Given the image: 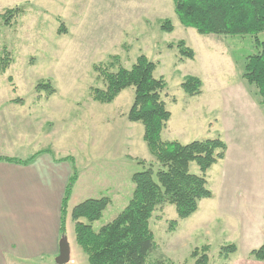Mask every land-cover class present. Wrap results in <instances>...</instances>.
Returning a JSON list of instances; mask_svg holds the SVG:
<instances>
[{
	"label": "rangeland",
	"instance_id": "374dc122",
	"mask_svg": "<svg viewBox=\"0 0 264 264\" xmlns=\"http://www.w3.org/2000/svg\"><path fill=\"white\" fill-rule=\"evenodd\" d=\"M21 6L25 12L4 25L2 15ZM165 19L173 21L172 33L161 30ZM258 37L264 41V32ZM182 40L196 56L180 63L176 46ZM256 52L250 35L204 36L186 28L173 0H0V57H10L7 72L0 70V109L6 114L0 126L33 137L26 148L0 140V154L27 157L47 151L54 156L53 151L74 157L82 180L74 187L69 213L86 199L107 196L111 203L93 228L114 220L132 197V175L144 168L138 162L157 161L143 139V124L127 118L134 88L111 104L95 102L93 89L104 86L95 67L131 68L144 54L158 64L155 75L167 83L164 100L172 116L163 140L188 144L221 137L228 146L227 158L207 174L214 198L201 201L186 220L169 204L154 213L159 251L174 264H195L193 251L205 246L209 264H264L250 256L264 244V109L256 87L243 78L245 61ZM187 76L202 80L200 96L184 92ZM46 82L54 95L36 90ZM38 144L46 149L38 151ZM191 171L199 173L196 163ZM173 220L178 225L171 230ZM68 226L69 240L79 249L72 260L89 264L71 219ZM232 244L237 251L224 259L222 248ZM150 259L157 261L155 255ZM12 264L57 260L43 255Z\"/></svg>",
	"mask_w": 264,
	"mask_h": 264
},
{
	"label": "trees",
	"instance_id": "16d2710c",
	"mask_svg": "<svg viewBox=\"0 0 264 264\" xmlns=\"http://www.w3.org/2000/svg\"><path fill=\"white\" fill-rule=\"evenodd\" d=\"M174 13L186 28L195 29L200 35L252 36L257 52L247 57L243 78L257 89L264 109V41L258 37L264 32V0H173ZM25 12L24 6L8 9L2 15L4 25ZM161 30L172 33L175 29L171 19H165ZM64 31L62 27L59 29ZM179 62L195 59V51L185 41L178 42ZM10 57H0V70L6 73ZM157 63L146 55H140L131 68L119 66L117 71L96 66L103 78L104 86L94 88L92 98L101 104H111L125 89L134 88V101L128 113V120L142 123L143 139L157 164L138 162L144 168L132 175L134 190L127 206L114 220L102 226L98 231L93 223L103 217L111 203L107 196L90 198L77 204L71 219L75 223L76 242L87 256L89 264H174L159 251L151 220L162 205H173L178 218L186 220L200 209L201 201L214 198L209 187L207 174L219 161L225 160L228 146L221 137L195 140L188 144L179 141H164L163 132L171 119L164 96L167 95V83L163 77H157ZM203 82L196 76H187L182 84L188 96H200ZM39 92L52 96L55 88L49 83L36 86ZM176 101V99H174ZM47 151H40L26 160L0 157V162L29 165ZM55 161H65L71 166V176L66 185L60 215L61 240L66 237L69 202L74 187L79 180V170L75 158L67 156ZM196 163L199 173L191 171ZM178 221L170 222L174 230ZM237 251L236 245L222 248L224 259ZM209 248L195 249L192 257L195 264H209ZM155 255L157 263L150 259ZM250 256L264 261V244L253 249Z\"/></svg>",
	"mask_w": 264,
	"mask_h": 264
},
{
	"label": "crops",
	"instance_id": "0c3cea01",
	"mask_svg": "<svg viewBox=\"0 0 264 264\" xmlns=\"http://www.w3.org/2000/svg\"><path fill=\"white\" fill-rule=\"evenodd\" d=\"M0 116L6 119L1 109ZM12 130L16 128L8 130L6 126H0V140L7 141L5 143L12 147L26 148L33 139L28 132ZM36 147L38 151L46 149L40 144ZM52 153L54 156L47 152L42 154L29 165L0 162V264L35 261L43 255L57 260L60 255L61 203L71 176V166L65 161H55L63 157ZM3 156L20 160L31 157H22L18 152L0 154ZM81 180L80 176L76 185ZM69 217L65 237L70 247L68 264H79L72 260L79 249L76 250L69 240Z\"/></svg>",
	"mask_w": 264,
	"mask_h": 264
},
{
	"label": "water",
	"instance_id": "95a60500",
	"mask_svg": "<svg viewBox=\"0 0 264 264\" xmlns=\"http://www.w3.org/2000/svg\"><path fill=\"white\" fill-rule=\"evenodd\" d=\"M70 261V247L67 239L64 237L60 244V255L57 258V264H68Z\"/></svg>",
	"mask_w": 264,
	"mask_h": 264
}]
</instances>
